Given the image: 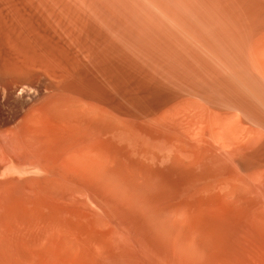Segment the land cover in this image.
<instances>
[{
    "label": "rangeland",
    "instance_id": "rangeland-1",
    "mask_svg": "<svg viewBox=\"0 0 264 264\" xmlns=\"http://www.w3.org/2000/svg\"><path fill=\"white\" fill-rule=\"evenodd\" d=\"M51 1L0 0V167L10 161L22 166L33 162L39 164L44 174L29 176L53 178L40 191L37 181L29 184L23 178L6 180L0 176V264H251L248 236L260 239L257 245L263 243L264 237V201L257 188L250 193L255 204L248 207L251 214L239 223L234 222L236 225L227 222L232 225L229 228L220 220L217 222L211 213L208 215L214 208L211 203L193 202L187 203L188 206L184 203L185 207H180L182 212L178 205V212L172 211L176 208L172 204L167 209L168 197L165 202L164 198L157 201L155 195L144 190L148 189L146 182L142 186L138 179V182L134 180L137 160L128 163L135 166L133 172L126 171L130 168L125 163L136 156L131 150V144L136 141L135 122L155 114L154 120L159 114L162 119L157 117V120L171 123L180 118L183 123L191 124L197 120L205 127L210 123L209 119L205 120L211 110L206 109L208 103L204 101L203 106L199 95L195 98L196 93L176 82L155 84L147 73L130 63L125 61L124 67L119 62L123 60L83 24L84 19L72 9L69 0L61 4L60 0ZM69 7L75 17L67 11ZM109 53L119 61L116 63ZM20 84L31 90L28 93L14 90ZM146 111L151 112L150 116ZM184 116L189 120L181 119ZM227 121L225 118L224 123ZM90 122L99 124L91 126ZM70 123L75 128H70ZM91 128L101 135L91 132ZM130 140L132 143L127 148ZM44 143L51 147L50 151L42 147ZM103 161H106L103 168H98ZM156 166L162 168L152 170L154 183L169 168L158 163ZM154 200L160 204L153 203ZM170 211L185 217L179 216L180 220L174 215V218ZM106 239L115 246H112L113 255H120L113 256L114 261L105 259Z\"/></svg>",
    "mask_w": 264,
    "mask_h": 264
},
{
    "label": "bare ground",
    "instance_id": "bare-ground-1",
    "mask_svg": "<svg viewBox=\"0 0 264 264\" xmlns=\"http://www.w3.org/2000/svg\"><path fill=\"white\" fill-rule=\"evenodd\" d=\"M58 1L55 3H59ZM60 1L61 4L63 0ZM69 1L70 6L73 7L72 9L82 16L85 23L81 21L90 29L91 33L95 35L94 37L105 44L114 55H117L119 60L122 59L124 61L115 60L117 57L109 53V55L114 58L113 60L115 62H122L124 63L123 66L127 64H125V61L128 62V64L130 63V65L138 69V71L147 73L155 84L165 85L176 82L178 85L184 86L191 92L196 93L197 96L195 98L199 95L202 102L200 103L203 104V106L205 104L203 103L204 101L210 106H207L208 108L206 107L207 111L209 108L211 110L207 112L209 117L205 118V120L209 119L208 121L211 124L207 123L208 126L204 124L205 127L199 125L196 119V122L193 121V124L188 122L183 123L180 118L178 121H171V123L165 122L166 120H163V122L162 120H157L159 116L158 113H156L158 114V116L156 115V119L153 120V118H155V111L152 112L154 116L151 114L152 119L138 117L141 118L140 120H143H136V124L134 123L137 127L135 143L131 144L132 138L130 140L131 142H124V144L127 143V148L130 147V144L132 145L133 148L131 150L134 152V155L136 154L135 157H137L135 159V157L132 156V159L125 163L127 164L125 167L131 169L126 171H128V173L131 172L135 166H128V163L130 164L131 162L133 164L137 160V167L134 171L136 172V179L134 180L138 179L142 186H144L143 183L146 182L145 185L148 184V189L146 188L147 190H144L147 191V193L155 195V200L162 201L164 198L165 202L167 200L166 197H168L170 203L167 205L168 202L166 201L165 206L167 207L171 204L173 208L175 206V209H170H173L172 211L178 212L179 209L180 212V207H185L183 205L184 203L186 205L187 203L190 204L193 202H197V204L203 202L204 205L211 203L214 208L212 210H210V208L209 213L208 210H206L208 215L211 213L214 219L216 217L215 220L217 222L220 220L221 222H219L226 224V227L229 223L233 222V224H235L234 222H238L241 218L247 217L245 215H250L251 213H248V207L254 204L253 196H250V193L254 191L252 190L253 188L259 190L264 201V0ZM51 2H54V0ZM43 4L44 7L47 6V8H49L48 4L45 5L44 2ZM55 6L58 8L59 5ZM66 6L67 4H65L64 7L66 8ZM52 7L50 6V8ZM71 7H69L70 9L68 8L69 10L67 11H71ZM71 12L69 13L71 17H75L72 15L74 12ZM108 52L106 51V53ZM14 90L19 91V93H28L31 88L27 85L20 84L18 86L16 85V89L14 88ZM3 92L5 93V91ZM188 96L192 99V97H190L191 95ZM195 98H193V100ZM188 104L190 103L188 102ZM194 107L197 108L196 106ZM137 113L140 114L139 111H137ZM137 113L135 115H137ZM146 113L149 115L151 112L146 111ZM162 113L163 112H161V114ZM196 113L197 112H195V114ZM163 116L164 118L166 117L162 114V117ZM225 118H228L229 121L224 123ZM181 119L185 120L188 118L184 116L183 118L181 117ZM201 121H203V118ZM93 123L94 122H90L91 126L99 124ZM201 124L203 123L201 122ZM73 126L75 125L71 124L70 128H75ZM99 128L100 132H102L101 127ZM99 128L97 127V129ZM93 130L91 132H93ZM71 131L74 130L72 129ZM86 131L90 132L88 129H86ZM94 131L95 133L99 132H96V130ZM101 137L100 139H102ZM102 145L103 144L99 146L100 149ZM42 147L49 148V145L45 144ZM50 148L49 151L51 150ZM94 151H92V153H94ZM130 151L128 154L132 153V151ZM133 158L135 160H133ZM22 160L24 161V159ZM9 161L10 160H8V162ZM102 163H106V161L101 162L98 168H103ZM157 163L159 165L163 164L164 167L169 165V168H167V172L159 176V182L154 183L152 181V170H158L160 167L162 168V166H156V168L155 165ZM40 173L42 174L43 172L39 164L33 162L27 166H22L21 164L19 165L10 161L8 164L0 167L1 178L6 180L23 178V180L29 184L37 181L40 183L39 190L44 191L47 180L52 182L53 178H32L28 175H37ZM132 178H134V176ZM261 181L262 184L260 186L259 182L261 183ZM134 188L136 187L134 186L133 189ZM212 195L215 196L211 198ZM155 200L152 202L160 204ZM176 205L179 206L178 209ZM213 206L211 205V207ZM170 207H167V209ZM253 207H255V204ZM140 211L141 210H139V214ZM151 211L155 212L156 210L151 208ZM206 211H203V214ZM251 211H253L252 215L254 213L255 216L254 210ZM172 215L174 217V215L176 216L178 213H173ZM148 216H150V214H148ZM179 216L182 217L183 215H178V217H176L181 220ZM213 217L211 216V218ZM141 219L143 220L144 218L141 217ZM185 220L186 219L182 221L185 222ZM143 223L145 224V221ZM144 224L142 225L144 226ZM230 225H228L229 228H231ZM148 226L149 224L146 225L147 229ZM221 232L218 233L220 234ZM108 237L110 236L108 235ZM107 239L105 243L107 245L108 257L105 256V259L107 258L109 260L111 258L110 260H112L113 258L114 261L115 257L113 256L117 255L116 253L113 255V251L115 250L113 247L115 246ZM156 239L157 238L154 240ZM159 240L160 238L158 241ZM165 240H167V238ZM260 241V239L257 241L255 238L248 236V261L251 264H264V246L261 247V245H264V237L262 238L263 243L258 244L260 245L259 247L256 242L259 243ZM166 242L167 241H165L164 244H166ZM147 244L149 245V243ZM117 256L119 257L120 255ZM98 257H100V255H98ZM98 257L96 258L97 262ZM100 258L102 260L104 259L103 257Z\"/></svg>",
    "mask_w": 264,
    "mask_h": 264
}]
</instances>
